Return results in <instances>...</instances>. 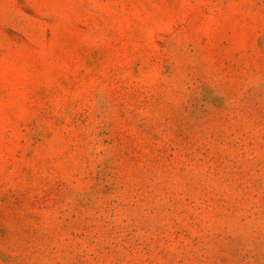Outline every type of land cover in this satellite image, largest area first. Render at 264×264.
I'll return each mask as SVG.
<instances>
[{"label": "rangeland", "instance_id": "obj_1", "mask_svg": "<svg viewBox=\"0 0 264 264\" xmlns=\"http://www.w3.org/2000/svg\"><path fill=\"white\" fill-rule=\"evenodd\" d=\"M0 264H264V0H0Z\"/></svg>", "mask_w": 264, "mask_h": 264}]
</instances>
